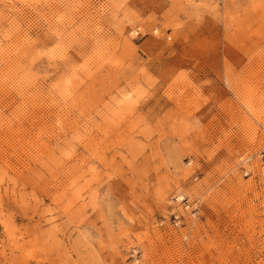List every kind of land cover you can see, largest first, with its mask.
I'll return each mask as SVG.
<instances>
[{
	"label": "rangeland",
	"instance_id": "rangeland-1",
	"mask_svg": "<svg viewBox=\"0 0 264 264\" xmlns=\"http://www.w3.org/2000/svg\"><path fill=\"white\" fill-rule=\"evenodd\" d=\"M0 264H264V0H0Z\"/></svg>",
	"mask_w": 264,
	"mask_h": 264
},
{
	"label": "built area",
	"instance_id": "built-area-1",
	"mask_svg": "<svg viewBox=\"0 0 264 264\" xmlns=\"http://www.w3.org/2000/svg\"><path fill=\"white\" fill-rule=\"evenodd\" d=\"M262 155V154H261Z\"/></svg>",
	"mask_w": 264,
	"mask_h": 264
}]
</instances>
